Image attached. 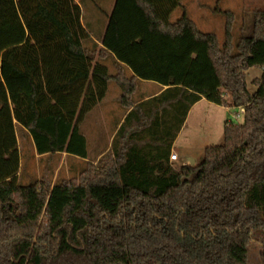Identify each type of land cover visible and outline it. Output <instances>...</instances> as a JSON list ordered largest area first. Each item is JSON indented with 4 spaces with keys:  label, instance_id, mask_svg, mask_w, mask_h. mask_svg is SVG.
Here are the masks:
<instances>
[{
    "label": "trees",
    "instance_id": "16d2710c",
    "mask_svg": "<svg viewBox=\"0 0 264 264\" xmlns=\"http://www.w3.org/2000/svg\"><path fill=\"white\" fill-rule=\"evenodd\" d=\"M132 1L155 33L187 29L205 44L212 100L225 106L228 93L242 123L227 121L221 146L175 168L173 143L202 94L169 86L134 99L139 82L98 49L75 0H0V264H248L253 241L264 264V71L254 94L245 83L264 70V10L236 38L232 13L216 10L220 44L185 13L170 20L182 0ZM112 82L125 116L110 150L69 180L21 185L14 121L37 155L87 159L81 126Z\"/></svg>",
    "mask_w": 264,
    "mask_h": 264
},
{
    "label": "rangeland",
    "instance_id": "374dc122",
    "mask_svg": "<svg viewBox=\"0 0 264 264\" xmlns=\"http://www.w3.org/2000/svg\"><path fill=\"white\" fill-rule=\"evenodd\" d=\"M79 2L84 26L92 37H101L97 44L98 49H103L109 54L116 52L118 58L121 57L120 55L127 59L130 58L134 63L133 67L137 75L144 68L141 66L143 60L144 63H149V60L152 61V59V63L161 62L162 76L166 72L170 73L172 77H178L180 74L184 75V78H188L194 76L192 75L194 69L201 74L200 77H195V87L204 96V100L191 110L175 142V152L179 157V160L174 162L175 168H179L181 163L189 164L188 158L193 159L194 164L199 162L207 147L221 146L224 126L227 121L242 123L243 113L240 109L229 106L231 99L228 93L222 94L225 106H220L213 101L217 79L206 56L205 44L204 48L198 47L196 57L192 58V62L196 61L197 65L190 64L191 41L194 40L187 29L180 37L173 39L155 33L150 29L149 22L143 12L132 0H79ZM263 2L264 0H182L181 6L173 11L170 20L175 22L185 13L200 31L215 34L221 44L224 36L225 16L217 13L216 10L232 13L233 37L236 38L241 28L250 23L251 12L255 9L264 10ZM8 42H11L9 44L16 43L13 38H9ZM146 42L160 44L161 60L148 56L150 51L143 46ZM110 73L115 74L116 69L111 67ZM262 73L263 69L258 67L245 71V83L250 94L256 92L257 86L254 84V80L259 79ZM138 82L134 99H137L138 94L150 91V88H144L141 82ZM119 96V88L113 82L110 83L105 101L110 102L108 103L110 108L116 107L113 119H119L123 114V110L119 106ZM106 110L103 108L102 111V106L94 108L81 126L82 134L87 139L93 130L98 133V147H96L95 141L92 142V137L88 140L87 162L92 164H96L100 159L97 160L98 149L105 148L109 141L111 124L110 119L106 122L103 114ZM85 163L75 158H65L62 154L36 157L30 146L22 144L19 182L21 185H27L33 181L41 180L48 181L50 184L69 180L78 175L81 166ZM248 264H260L258 241H253L249 246Z\"/></svg>",
    "mask_w": 264,
    "mask_h": 264
},
{
    "label": "crops",
    "instance_id": "0c3cea01",
    "mask_svg": "<svg viewBox=\"0 0 264 264\" xmlns=\"http://www.w3.org/2000/svg\"><path fill=\"white\" fill-rule=\"evenodd\" d=\"M76 3H78L80 5V2L79 0H75ZM264 3V2H263ZM81 6V5H80ZM82 16V14H81ZM81 22H82V17H81ZM82 25L84 26L83 22H82ZM85 27V26H84ZM86 28V27H85ZM87 29V28H86ZM88 30V29H87ZM15 32L16 31H13L12 34L15 35ZM89 32V31H88ZM90 33V32H89ZM0 34H3L2 32H0ZM25 35H26V32L24 31L22 33V36H21V41L24 40L25 38ZM95 39V38H94ZM97 44L99 43V41L97 40H94ZM143 46H145L150 52L148 54L149 57H154V58H157L161 60V47H160V44L159 43H152V42H146L143 44ZM199 46H201V48H204V44L202 43H196L194 41H191V47L192 49L190 50L191 53H190V64L192 63H195V65H197L196 61L195 62H192L194 57H196V52L199 50ZM179 49H182V47ZM193 50V51H192ZM170 53V52H169ZM1 54V52H0ZM113 59L121 66L125 67V70L127 71V73H129V75H132V76H135L136 79L138 81L141 82L142 84V87L146 88H150V91L148 93H140L137 95V98L140 97V96H143V97H150V96H156L158 95L162 90L166 89L167 87L169 86H183L185 88H187L188 90H191V91H195V92H198L197 88L195 87V77H200L201 74L198 73V71L196 72L195 69L192 70V77H188V78H184V75H178V77H172V75L170 73H166L165 72V75L162 76L161 74V62L159 61H155V63H152V61L149 60V63H144L145 61L143 60V63L141 64L142 67V70L141 72L139 73V75H137L135 73V70H134V67H133V64L131 62V59H127V58H124L122 57V55H120L121 57L118 58L117 55H116V52H112L111 53ZM193 58V59H192ZM155 60V59H154ZM167 61V60H165ZM166 67V65H165ZM264 71V70H263ZM200 74V75H199ZM199 75V76H198ZM167 76V77H166ZM199 93V92H198ZM106 96L105 98L95 107V108H98L99 106H102V111H103V108L106 110V112H104V116L106 118V122H108L107 120L110 119V124H111V128H110V137H109V141L108 143L106 144L105 148H99L98 149V152H97V160L106 152H108L111 148V143H112V140H113V137L115 135V131L116 129L119 127V125H117V123H121L124 119V116H125V113L123 111V114L121 116V118H112L113 115H115L114 113V109L115 108H110V102H106ZM204 100V96H202L201 100L199 102H197L189 111L188 115H187V118L191 112V110L197 105L199 104L201 101ZM120 106V105H119ZM110 108V109H109ZM186 118V120H187ZM186 120H185V123H186ZM184 123V125H185ZM14 125H15V133H16V140H17V145H18V151H19V155H20V166H21V145H25V146H30L33 153L35 154L36 157H44V156H47L46 155H37L36 151H35V148H34V144H33V140L31 138V136H29V134L26 132V130H23L21 129V127L14 121ZM184 125L182 126L179 134L181 133ZM178 134V136H179ZM84 135V134H83ZM177 136V138H178ZM85 139H86V142H87V152L89 154V145H88V140L90 139V137H92V142L95 141V145L96 147L99 146L98 144V141H97V138H98V133H96L94 130L92 131V134L91 136L87 139V137L84 135ZM177 138L175 139L174 143H173V146H172V150H171V153L173 154H176L175 152V142L177 140ZM100 139V138H99ZM103 146V147H104ZM62 154L63 156L68 157V158H75L77 160H80L82 162H87L88 161V157L87 159H83V158H79V157H75V156H71L67 153H60ZM191 159V158H188V160ZM178 160H179V157H178ZM174 164V162H172ZM183 164V163H181Z\"/></svg>",
    "mask_w": 264,
    "mask_h": 264
},
{
    "label": "built area",
    "instance_id": "2783aa9c",
    "mask_svg": "<svg viewBox=\"0 0 264 264\" xmlns=\"http://www.w3.org/2000/svg\"><path fill=\"white\" fill-rule=\"evenodd\" d=\"M240 111H241V113H244V109L243 108H240ZM169 160L171 162H176V161H178V156L176 154L171 153L170 157H169Z\"/></svg>",
    "mask_w": 264,
    "mask_h": 264
},
{
    "label": "water",
    "instance_id": "95a60500",
    "mask_svg": "<svg viewBox=\"0 0 264 264\" xmlns=\"http://www.w3.org/2000/svg\"><path fill=\"white\" fill-rule=\"evenodd\" d=\"M189 161H190V162H189V165H193L194 162H195L193 159H189Z\"/></svg>",
    "mask_w": 264,
    "mask_h": 264
}]
</instances>
